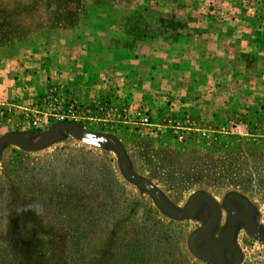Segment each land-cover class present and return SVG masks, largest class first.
<instances>
[{"label": "rangeland", "instance_id": "374dc122", "mask_svg": "<svg viewBox=\"0 0 264 264\" xmlns=\"http://www.w3.org/2000/svg\"><path fill=\"white\" fill-rule=\"evenodd\" d=\"M59 123L193 210L106 141L5 142L0 264H264V0H0V138Z\"/></svg>", "mask_w": 264, "mask_h": 264}, {"label": "water", "instance_id": "95a60500", "mask_svg": "<svg viewBox=\"0 0 264 264\" xmlns=\"http://www.w3.org/2000/svg\"><path fill=\"white\" fill-rule=\"evenodd\" d=\"M57 131H65L68 132L72 135H74L75 137H78L80 139L83 140H87V141H91V142H103L106 141L108 143H110L116 150L118 158H119V163L121 166V169L123 171V173L125 174V176L127 178H129L130 180L138 183L139 185L143 186L144 188H146L151 195L153 196L154 200L156 201V203L159 205V207L164 210L165 212H167L170 215H173L175 217H183L186 215H189L192 210H193V205H194V199L192 198L189 203L187 204L186 208L181 212V213H173L172 211H170V209L165 205L163 198L161 196V194L145 179L133 174L128 166H127V160L125 158L124 155V151L122 149V147L119 145V143L113 139L110 136L107 135H101V134H96V133H87L85 131H83L79 126L72 124V123H59L55 126H53L51 129H49L48 131L45 132L44 136L37 141L36 143H25L23 141V139L17 135V134H9V135H5L3 137L0 138V145L2 143L5 142H10V143H15L25 149H35L38 148L40 146H42L43 144H45L49 138V136H51L53 133L57 132ZM209 202V198L205 195H203ZM212 223V219L209 221V225ZM213 245L215 246V248L218 249V245L217 243H213Z\"/></svg>", "mask_w": 264, "mask_h": 264}, {"label": "crops", "instance_id": "0c3cea01", "mask_svg": "<svg viewBox=\"0 0 264 264\" xmlns=\"http://www.w3.org/2000/svg\"><path fill=\"white\" fill-rule=\"evenodd\" d=\"M51 67V66H50ZM22 68H24V66H22ZM66 69V68H65ZM64 70V69H63ZM69 73H70V75H71V71L69 70ZM137 99L135 98V101H136Z\"/></svg>", "mask_w": 264, "mask_h": 264}]
</instances>
